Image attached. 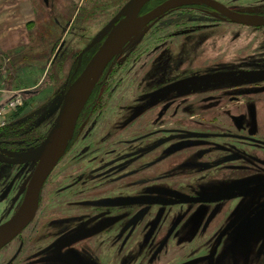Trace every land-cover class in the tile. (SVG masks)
Masks as SVG:
<instances>
[{
    "label": "flooded vegetation",
    "instance_id": "obj_1",
    "mask_svg": "<svg viewBox=\"0 0 264 264\" xmlns=\"http://www.w3.org/2000/svg\"><path fill=\"white\" fill-rule=\"evenodd\" d=\"M45 1L49 5L50 0ZM166 1L150 0L143 5L141 14ZM205 23H226L263 32L264 0H180V3L148 24L143 41L126 53L138 39L135 38L122 53L113 57L81 111L65 154L40 190L35 218L17 237L0 248V264H102L103 258L108 256L114 264L118 259L119 264H264V160L260 159L263 164H257L259 168L255 173L247 168H235L234 172H242L240 177L217 184L195 181L193 178L199 177L191 176L184 179L178 177L179 183L173 184L175 186L172 188L150 186L148 176L151 163L164 162L167 149L177 153L179 147L185 145L184 142L195 144L198 158H204V161L198 162L203 172L228 167L239 161L248 165L250 159L254 158L250 156L252 151L264 155V126L258 124L264 113V80L249 85H231L229 77L219 79L214 75L217 79H193L189 84L171 89L169 85L197 73L178 74L177 67L169 65L165 68L168 76L154 82L148 92L140 96L135 92L130 93L131 103H128L126 111L129 117L127 121L122 118L116 120L109 135L102 137L99 132L101 126L98 128L92 124L98 121L100 114L97 110H102L104 104L108 103L109 84L115 71L121 67L122 60H125V64L129 57H138L143 44L147 45L146 54L151 40L156 42L153 51L165 44H174L182 34L196 33V27ZM70 29L71 25L67 32ZM104 39L92 46L82 58L78 56L75 59L76 67L64 85L62 98L71 77L74 73L76 77L80 74ZM85 59L88 61L82 67ZM151 59L155 61L156 57ZM258 61L246 68L261 71L254 75V79L264 78V52H260ZM220 69L206 71L197 77L231 71L230 68ZM189 110L192 115L186 113ZM50 112V108H47L44 112L8 121L0 127V226L16 214L23 202L25 184L38 165L37 160L25 162V153L38 147L46 138L48 133L43 136L37 133L40 125L48 120L50 126L55 122L50 118L53 115ZM251 115L257 122L253 126L255 131L250 130ZM199 116L200 119H197ZM207 116L218 125L206 122L204 119ZM229 119L230 123L227 122ZM65 160L67 168H70L65 176L68 181L56 192L63 202L54 201L49 207V215L59 217L63 213L64 227L56 230L55 222L61 218L54 217L48 219L47 234H39L38 224L33 229L34 235L25 234L38 222L37 216L43 206V190ZM29 166H32V171L23 183V170ZM141 172L148 177L139 178ZM167 201L170 204L167 205ZM175 206L188 208L184 215L180 213L174 216L176 227L173 233L168 235V228L162 230L163 234L158 229L151 234V211L162 210L160 223H167L171 216V213L166 214L168 207ZM233 208L236 209L234 216L223 224ZM223 209H227V212L224 213ZM141 211L144 212L137 216L140 218L136 221L135 217ZM194 211L199 217L193 218ZM224 215L218 223L217 219ZM192 219L195 226L201 228L195 227L197 230L214 233L211 238L201 235L202 241L212 243L210 250L186 258L172 256L170 242L180 243L192 231ZM183 222H189L186 224V236L179 229ZM238 228L250 236L246 245L234 242L235 236L232 234ZM199 231L193 239L197 238ZM107 240L112 246L98 247V241L102 245ZM86 243L94 244L95 251H86ZM75 247H83V251ZM221 252L225 254L222 257Z\"/></svg>",
    "mask_w": 264,
    "mask_h": 264
},
{
    "label": "rangeland",
    "instance_id": "obj_2",
    "mask_svg": "<svg viewBox=\"0 0 264 264\" xmlns=\"http://www.w3.org/2000/svg\"><path fill=\"white\" fill-rule=\"evenodd\" d=\"M128 1L129 0H84L83 3L77 4L71 0H50L49 5H47L45 0H36L39 19L37 22V30L32 31L34 32V34H32V45L20 52L0 51V80L3 82L2 88L6 90L0 94V101L5 102L18 95L22 102L20 109L7 117V122H13L18 118H22L29 114L32 115V113L44 112L47 108H50L51 111L55 100L61 98L69 74H72L73 69L76 67L75 59L80 55L88 41L91 38H95L97 33L120 12L123 8L122 6ZM171 23L174 22H170L169 24ZM70 25L71 29L67 32ZM196 28V33L182 34L178 42L170 45L165 44L161 49H156L155 51L153 50L155 49L154 43L156 42L151 40L148 44L149 47L147 48L148 52L146 54L147 45L143 44L144 46L139 50L138 57H129L131 59L128 58L125 64V60H122L120 64L121 67L115 71L116 74L109 84L107 93L108 99H106L108 103L104 104L102 110H97V113L100 114L97 117L99 122L94 121L92 123L93 125L96 124L98 128L101 126L99 132L102 133V137L110 134V130L114 129L113 125L116 120L119 121L122 118L127 121L129 113L126 111L128 103H131L129 98L132 96L130 93L133 94L135 92L140 96L142 93L148 92L152 88L154 82L164 76H168L166 75L167 71L165 68H168L169 65L176 66L178 74L180 72L182 75L197 73L193 74V77L189 75L191 78L182 79L169 85L171 89L174 87L180 88L181 86L189 84L193 79H202L204 81V79H220L227 76L229 77L228 80L231 82V85H249L255 83V81L264 80V78L260 77L254 79V75L259 74L261 71H249V69H246L250 68L252 63H258L260 52H264V31L258 32L254 30V28L243 29L239 26H232L226 23H215L213 25L205 23L202 25L200 24ZM144 34L145 31H143L138 39L131 44V48H129L126 53L135 47L136 44L143 41ZM146 42L147 40L144 38V43ZM153 57H156L155 61H152L151 58ZM136 58H138V60ZM87 61L88 60L85 59L82 67H84ZM245 65H247V67ZM218 68H230L231 71H229V73L225 71L224 74L223 72H219L220 74L214 73L197 77V75L201 73L204 74L206 71L212 69L216 70ZM214 75H216L217 78L214 77ZM75 76L74 73L70 79L71 82L76 78ZM119 97H122V99H119ZM58 110V108L55 109V111L52 112L53 115H50L52 121H55ZM186 113L192 115L190 110ZM209 117L210 116H207L204 120L206 122H212ZM253 117L254 115H251V119L249 120L250 125H252L250 127L251 131L256 130L253 126H255L257 122ZM260 117L261 119L258 120V124L264 126V113H262ZM186 118L187 117L184 115V119ZM197 119H200V116ZM48 122L40 125L41 127L38 129L37 135L43 136L48 133L51 127L50 124L48 125ZM227 122L230 123V119ZM212 124L218 125L217 122H212L211 125ZM226 125L228 124L224 126ZM99 137L101 138V135ZM184 144L182 148L179 147L177 153L170 152L168 148L167 158L164 159V162H159L157 164L151 163V168L148 171V176H150L151 181L150 186L157 185L172 188L175 186L173 184L179 183L180 179L178 177L184 179L191 176L199 177L193 178V180H202L207 184L211 182L215 184L223 183L228 179L240 177L242 172H239V170H244L245 168L255 173L257 171L256 168H259L257 164H263L260 162V159L262 161L264 160V155L262 153L252 151L250 153L252 155L250 156L254 158L250 159L248 165L239 161L229 164L228 167L226 166L217 170L203 172L200 170L202 167L199 166L198 162L204 161V158H198L199 156L197 155L195 144L192 145L191 142H184ZM239 167L242 169L234 172L233 169H238ZM69 169L70 168H67L65 160L60 163L58 169H56L50 177L45 190H43L44 199L42 202V212L37 216L39 220L35 223L34 228L29 229L25 234L34 235L35 232L33 229H35L37 224L40 227L39 234H47V227L50 224L48 223V219H53L55 217V215H49V207L55 202H63V199L56 196V192L67 184L68 180H65L67 179L65 176ZM31 171L32 166H29V168L26 167L23 170V178H21L23 183ZM148 176L141 172L140 177H137L143 178ZM159 176L162 178H159ZM52 195L54 196L51 199ZM168 204H170V202L167 201V205ZM187 208L186 206L168 207L166 214L170 215L171 213V216L167 219V223H160L162 210L151 211V234H153L156 229L160 232V230H167L168 228H170L168 235L172 234L176 227V218H174V216L180 213L184 215L183 212H186ZM234 210L236 209L233 208V210L230 211L229 215L223 221V224L234 216ZM143 212L144 211L138 212V215L135 217L136 221L140 218H137V216ZM201 212L202 211H199L198 213ZM223 212H227V209H223ZM155 213H157L156 216H154ZM60 214L59 217H55L61 218L59 222H55L57 225L55 228L56 230H60L64 227V216L63 213ZM194 215L195 211L193 212V216ZM197 217L195 215L193 218ZM224 217L225 215L219 217L217 222L219 223ZM190 218L192 217L188 219ZM185 221L186 219L184 222ZM49 222H52V220ZM192 222L193 228L188 235L186 224L189 222L184 223L185 225L182 223L183 225L179 228L181 231L180 233L185 234V236L187 235L180 243L170 242L169 250L172 256L178 255L181 258H186L196 254H203L210 250L212 243L202 241L201 235L211 238L214 233L210 230H208L210 232L202 233L195 228L198 227V229H201L199 226H195L194 219H192ZM162 225L164 227H162ZM198 231L199 235L197 238L193 239ZM161 233L163 234V231ZM232 235L233 237L235 236L234 242L243 245H246L245 243H248L250 240L249 234L241 232L239 228ZM231 240H233V238ZM107 241L108 242H102L103 246L101 245V241H98V247L100 245L101 249H103L104 246H112L109 242L110 240ZM53 242L58 244L56 241ZM85 246L86 251L90 250L93 252V250L95 251L96 249L94 244L86 243ZM114 248L116 249V247ZM75 249L83 251V247H75ZM222 251L224 252V250ZM135 252L137 253V251ZM223 252H221V257L225 255ZM114 254L116 255V253ZM102 264H114V261L108 256L107 258H103ZM117 264H119V259L117 260Z\"/></svg>",
    "mask_w": 264,
    "mask_h": 264
},
{
    "label": "water",
    "instance_id": "obj_3",
    "mask_svg": "<svg viewBox=\"0 0 264 264\" xmlns=\"http://www.w3.org/2000/svg\"><path fill=\"white\" fill-rule=\"evenodd\" d=\"M149 1L129 0L80 53L79 57L82 58L92 46L105 38L80 74L70 83L63 98L56 99L52 105V112L57 108L59 110L46 138L38 147L25 153V162L37 160L38 165L25 184L26 192L20 208L10 220L0 226V248L17 237L35 218L40 190L56 163L65 154L81 111L113 57L122 53L127 44L138 38L152 20L180 3V0H168L150 12L141 14L143 5Z\"/></svg>",
    "mask_w": 264,
    "mask_h": 264
},
{
    "label": "crops",
    "instance_id": "obj_4",
    "mask_svg": "<svg viewBox=\"0 0 264 264\" xmlns=\"http://www.w3.org/2000/svg\"><path fill=\"white\" fill-rule=\"evenodd\" d=\"M71 1L77 4L84 2ZM37 9L36 0H0L1 52H20L32 45V31L37 30L39 19Z\"/></svg>",
    "mask_w": 264,
    "mask_h": 264
},
{
    "label": "built area",
    "instance_id": "obj_5",
    "mask_svg": "<svg viewBox=\"0 0 264 264\" xmlns=\"http://www.w3.org/2000/svg\"><path fill=\"white\" fill-rule=\"evenodd\" d=\"M2 86L3 82L0 80V94L6 91ZM21 104L22 102L18 95L5 102L0 101V127L7 123V117L10 116V114L17 112L20 109Z\"/></svg>",
    "mask_w": 264,
    "mask_h": 264
},
{
    "label": "trees",
    "instance_id": "obj_6",
    "mask_svg": "<svg viewBox=\"0 0 264 264\" xmlns=\"http://www.w3.org/2000/svg\"><path fill=\"white\" fill-rule=\"evenodd\" d=\"M75 77H76V76H75ZM75 77H74V78H75Z\"/></svg>",
    "mask_w": 264,
    "mask_h": 264
}]
</instances>
